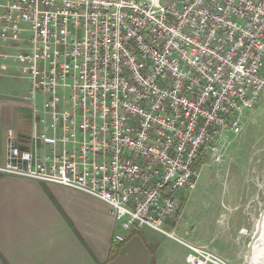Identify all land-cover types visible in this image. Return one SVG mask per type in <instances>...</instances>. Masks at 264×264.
I'll return each instance as SVG.
<instances>
[{"label": "built area", "instance_id": "2783aa9c", "mask_svg": "<svg viewBox=\"0 0 264 264\" xmlns=\"http://www.w3.org/2000/svg\"><path fill=\"white\" fill-rule=\"evenodd\" d=\"M0 59L30 108L0 173L106 202L113 242L149 227L223 263L163 221L264 90V0H0Z\"/></svg>", "mask_w": 264, "mask_h": 264}, {"label": "crops", "instance_id": "0c3cea01", "mask_svg": "<svg viewBox=\"0 0 264 264\" xmlns=\"http://www.w3.org/2000/svg\"><path fill=\"white\" fill-rule=\"evenodd\" d=\"M0 69L13 73L1 59ZM10 78L0 77V164L8 131L20 141L30 131L23 99L28 84ZM114 232L106 202L64 185L0 173V264H189L185 244L149 227L124 231L118 243Z\"/></svg>", "mask_w": 264, "mask_h": 264}, {"label": "rangeland", "instance_id": "374dc122", "mask_svg": "<svg viewBox=\"0 0 264 264\" xmlns=\"http://www.w3.org/2000/svg\"><path fill=\"white\" fill-rule=\"evenodd\" d=\"M243 112L238 135L229 133L215 153L198 156L194 188L172 194L179 203V222L164 226L223 264H242L251 237L255 231L260 236L264 225V90Z\"/></svg>", "mask_w": 264, "mask_h": 264}, {"label": "bare ground", "instance_id": "6f19581e", "mask_svg": "<svg viewBox=\"0 0 264 264\" xmlns=\"http://www.w3.org/2000/svg\"><path fill=\"white\" fill-rule=\"evenodd\" d=\"M248 263L264 264V225L260 236L256 238V240L253 241L252 244L250 245V254L248 256V259L246 258V254H245L244 262L242 264H248Z\"/></svg>", "mask_w": 264, "mask_h": 264}, {"label": "water", "instance_id": "95a60500", "mask_svg": "<svg viewBox=\"0 0 264 264\" xmlns=\"http://www.w3.org/2000/svg\"><path fill=\"white\" fill-rule=\"evenodd\" d=\"M259 235H258V231H255L254 232V234H253V236L251 237V240L249 241V243H248V246H247V251H246V258L248 259V256H249V254H250V244H251V242L256 238V237H258ZM249 264V263H248Z\"/></svg>", "mask_w": 264, "mask_h": 264}]
</instances>
